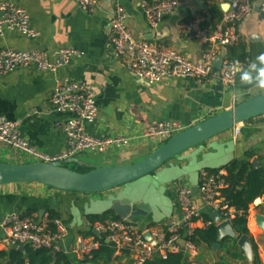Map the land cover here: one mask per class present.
<instances>
[{"label":"crops","instance_id":"0c3cea01","mask_svg":"<svg viewBox=\"0 0 264 264\" xmlns=\"http://www.w3.org/2000/svg\"><path fill=\"white\" fill-rule=\"evenodd\" d=\"M13 1L28 11L31 24L40 35L36 39H29L16 32H8L5 37L0 38V48L38 50L49 56L67 48L81 53L71 64L56 73L30 67L17 69L0 77V115L17 122L22 137L40 155L56 157L67 149L65 134L58 127V123L66 116L53 112L49 103L58 79L69 77L83 80L94 88L99 116L93 124L87 125L89 133L101 137L121 135L129 138L128 146H114L105 153H98L108 161L115 158L128 161L142 150H155L156 144H163L162 139L143 136L144 129L152 123L176 121L186 129L249 98L264 94V91L252 85L241 83L239 73L232 86L223 85L218 79L203 82L166 79L152 86L147 85L134 77L122 60L115 56L109 42V21L120 5L128 15L127 25L136 38L160 43L182 52L195 62L201 61L208 45L182 36L180 24L203 15L207 20V28L213 31L228 10L226 5L232 0H181L180 7L165 15L160 28L155 31L148 26L143 12L145 0H98V7L93 13H86L77 0ZM254 3L252 15L239 26V43L229 47L227 51V55L230 51H235L237 56L246 55L243 68L254 61L259 53L264 52V12L261 10L260 0H255ZM151 34H154L153 39H147ZM232 132L230 130L223 133L201 147L208 153L213 143H222L223 147L229 140L233 142L228 158L216 157V164L203 170L224 169L233 160L245 158L247 152L254 154L250 159L252 163L258 159L259 166L264 164V115L242 124V132L237 140L233 139ZM218 151L216 155H219ZM193 154H197V149L184 152L153 174V181L160 184L166 203L162 210L132 219L140 229L152 227L161 230L172 219L180 216L173 183L178 182L191 188L195 184L191 185L188 181V185L182 184L174 178H170L167 183H160L162 179L158 178L162 172L173 167L184 168ZM0 161L15 164L38 162L41 159L34 153L12 149L0 143ZM112 193L111 191L108 198H118ZM91 200L88 194L61 192L36 182L3 185L0 186V222L12 212L44 217L49 216L50 210H55L69 226L68 242L77 236L88 238L92 236L88 235L92 226L87 219L86 207L91 204ZM195 201L198 206L202 205L200 196H196ZM213 213L206 211L210 216ZM259 215L264 217V197L256 199L251 205L248 217L251 237L258 246V253L264 264V229L258 222ZM198 226L202 227V224L199 223ZM220 249H200L198 257L189 259V264H214ZM9 250L10 247L0 245V251ZM128 262H132V258L129 252L124 251L116 252L111 264ZM77 264L96 263L77 261Z\"/></svg>","mask_w":264,"mask_h":264},{"label":"built area","instance_id":"2783aa9c","mask_svg":"<svg viewBox=\"0 0 264 264\" xmlns=\"http://www.w3.org/2000/svg\"><path fill=\"white\" fill-rule=\"evenodd\" d=\"M86 13H93L98 7V0H77ZM261 10L264 12V0ZM255 0H232L229 8L213 31L206 26V18L197 15L194 19L180 24L182 36L206 43L208 46L201 61L195 62L182 52L171 47L146 39L136 38L127 25L128 15L120 5L109 21V42L115 56L122 60L127 69L147 85H155L166 79H193L198 82L218 79L223 85H235L238 72H233V62L228 55L223 58L221 70L215 68L216 58L240 41L239 26L249 18ZM181 0H145L142 8L148 26L158 30L165 15L176 11ZM8 32H16L23 37L36 39L40 33L33 28L30 14L13 0H0V38ZM81 53L74 49H61L51 56L38 50H16L11 47L0 48V77L6 76L20 68L34 67L42 72H58L71 64ZM239 61V60H238ZM243 68V63L240 62ZM53 112L66 117L58 123L67 141V149L56 157L40 155L30 147L22 137L19 125L0 115V143L16 150L34 153L41 161H63L86 152L105 153L114 146H128L129 138L121 135L95 136L87 131V125L93 124L99 116V105L94 88L86 81L69 77L58 79L50 100ZM184 130L176 121H158L148 125L142 132L148 139H162L164 142ZM232 137L237 140L242 132V125L232 129ZM225 169L217 173L203 170L200 174L199 191L201 206L196 204V197L191 187L174 182L181 214L172 219L164 229L152 227L140 229L132 219L120 217L109 219L91 227L95 234L86 238L77 236L68 242L69 226L61 219H50L35 214H7L0 222V245L15 248L30 247L34 250L48 249L53 253H64L84 262L92 257V252L101 246L102 237L110 243L117 253L129 252L133 264H146L155 255L167 258L169 253L184 252L189 259L198 257L200 249L192 240L195 230L212 223L205 220L206 211H218L222 220L233 221L239 214L222 196V189L227 187L224 179ZM150 232L153 239L159 242L154 245L145 234Z\"/></svg>","mask_w":264,"mask_h":264},{"label":"water","instance_id":"95a60500","mask_svg":"<svg viewBox=\"0 0 264 264\" xmlns=\"http://www.w3.org/2000/svg\"><path fill=\"white\" fill-rule=\"evenodd\" d=\"M227 7L229 8V3L226 5ZM153 35L151 34L147 39H153ZM158 37L161 38V35ZM227 51V48L223 49L222 54L216 58L215 68L217 70H221L223 58L227 55ZM263 115L264 94L249 98L232 108L226 109L198 124L184 129L167 140L162 146L152 151L148 156L132 164L94 166L89 171L81 172L66 166L68 163L87 165L76 157L63 161H38L15 164L0 161V186L19 182H36L61 192L94 194L111 191L117 187L128 185L151 176V174H155L163 166L184 152L199 147L215 137L232 130L234 127ZM201 147L197 154H202V158H204L207 153ZM209 150L213 154H216L218 151L211 148ZM259 163V160L255 159L253 166L258 168ZM184 169L186 167L181 168V170ZM192 191L196 197L199 185H194ZM139 197L136 199L129 196L118 197L116 199L110 197L105 201L107 208L100 214L110 210L120 217L134 219L138 216H148L152 212H155V207L151 202ZM87 215H99V213ZM210 218L216 224L217 230V242L213 245V250L217 251L221 248L220 242L226 238L236 239L238 246L244 251L245 257L252 262L254 259V247L250 237L246 235L238 236L233 223L229 220L223 221L218 211H215ZM258 222L264 229L263 216H258ZM95 234L98 233L95 231ZM145 237L154 245L159 244L157 240L153 239L150 232L146 233ZM11 248L15 247L11 245ZM18 249L24 251L26 247L20 246Z\"/></svg>","mask_w":264,"mask_h":264},{"label":"trees","instance_id":"16d2710c","mask_svg":"<svg viewBox=\"0 0 264 264\" xmlns=\"http://www.w3.org/2000/svg\"><path fill=\"white\" fill-rule=\"evenodd\" d=\"M235 51H230L228 56L232 59H237L243 64L245 63L246 55H236ZM254 154L247 152L245 158L235 159L224 167L226 175L224 176L227 182V187L222 189V196L226 202L234 208L239 214L233 219V227L238 236H249L254 247V259L250 262L244 255V251L238 246L237 240L226 238L220 242L221 249L218 251L217 261L214 264H262L258 253V246L251 237L248 228V217L251 205L256 199L264 197V164L258 168L253 166L250 161ZM86 166V165H83ZM84 168V167H83ZM85 169V168H84ZM92 168L85 169L81 172H86ZM218 170H208L210 173H217ZM49 218H61V215L55 211H49ZM113 211H107L99 215H89L87 217L91 226L99 223H104L109 219H119ZM206 221H211L210 215H205ZM88 235H94L90 231ZM101 242V246L92 252V257L85 259V263L96 264H111L114 260L115 249L110 243H107L102 237L96 236ZM193 242L199 249H213V245L217 242L216 224L212 223L206 227H199L195 230L192 237ZM75 259L64 253H53L48 249L34 250L26 247L24 251L17 248H10L9 251H0V264H71ZM125 264H133L128 262ZM146 264H189V258L184 252L169 253L167 258L161 255H155Z\"/></svg>","mask_w":264,"mask_h":264},{"label":"rangeland","instance_id":"374dc122","mask_svg":"<svg viewBox=\"0 0 264 264\" xmlns=\"http://www.w3.org/2000/svg\"><path fill=\"white\" fill-rule=\"evenodd\" d=\"M207 143L201 146H204ZM163 144L161 145L156 144L155 149L159 148ZM201 146L195 147V149H197V152ZM232 147H233V142L230 140L227 143H225L223 147H222V143H213L212 146H210L209 148L213 150L214 149L219 150L218 151L219 155L213 154L212 151H209L204 158H202V154H193L188 158L189 160L187 159L188 165L186 163L185 166L186 169L181 170L180 167L177 168L173 167L170 170L164 171V173L161 175V177L158 178V180L162 179L160 183H164V182L167 183L170 180V178H174L175 180L180 181L182 184L183 183L187 184L189 182L191 185L193 184L196 185L198 183V177L200 171L203 170L204 168H210V165H215L216 164L215 159H217L216 157H219L218 159L228 158V156L232 151L231 150ZM152 151L154 150L151 149L142 150L138 155L132 157L128 161H121L116 158L112 161H108V159H104L102 154L86 152L76 157L80 161L82 162L84 161V163L87 164L86 166H83L80 163H68L66 166L77 171H84L85 169H89L94 166L103 167V166H113V165H122V164H132L134 162H137L145 158ZM212 160L214 162H212ZM152 176L153 174L134 183L117 187L111 190L113 192L112 194L118 197L129 196V197H133L134 199L141 196L139 198H143L146 201L152 203V205L156 208L155 209L156 212L159 209L162 210L164 208V204L166 203V198L163 197V192H162V188L160 187V184L154 182ZM111 191L88 194L92 200H91V204H89L86 207L87 214L102 213L107 208V203L105 201L109 197ZM239 264H243V263L240 262Z\"/></svg>","mask_w":264,"mask_h":264},{"label":"clouds","instance_id":"9594fccd","mask_svg":"<svg viewBox=\"0 0 264 264\" xmlns=\"http://www.w3.org/2000/svg\"><path fill=\"white\" fill-rule=\"evenodd\" d=\"M233 72H238L241 83L252 85L260 91H264V52L259 53L255 60L242 68L240 61L233 62Z\"/></svg>","mask_w":264,"mask_h":264}]
</instances>
